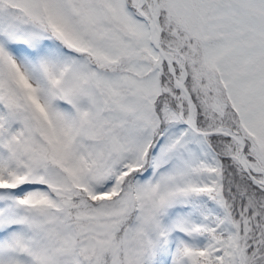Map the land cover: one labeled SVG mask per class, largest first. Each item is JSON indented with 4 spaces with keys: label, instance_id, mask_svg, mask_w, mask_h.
I'll return each instance as SVG.
<instances>
[{
    "label": "snow or ice",
    "instance_id": "1",
    "mask_svg": "<svg viewBox=\"0 0 264 264\" xmlns=\"http://www.w3.org/2000/svg\"><path fill=\"white\" fill-rule=\"evenodd\" d=\"M0 264H264V0H0Z\"/></svg>",
    "mask_w": 264,
    "mask_h": 264
}]
</instances>
